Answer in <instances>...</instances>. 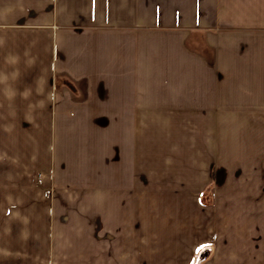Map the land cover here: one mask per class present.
<instances>
[{
	"label": "crops",
	"instance_id": "1",
	"mask_svg": "<svg viewBox=\"0 0 264 264\" xmlns=\"http://www.w3.org/2000/svg\"><path fill=\"white\" fill-rule=\"evenodd\" d=\"M0 118L53 187L0 264H264V0H0Z\"/></svg>",
	"mask_w": 264,
	"mask_h": 264
},
{
	"label": "rangeland",
	"instance_id": "2",
	"mask_svg": "<svg viewBox=\"0 0 264 264\" xmlns=\"http://www.w3.org/2000/svg\"><path fill=\"white\" fill-rule=\"evenodd\" d=\"M45 120L46 118H0V233L20 231L26 223L24 230L31 229L39 236L47 223V217L43 216L45 213L40 215V212L44 209L46 200L52 201V184L42 187L40 173L36 178V185L27 187L32 180L29 170H34V164L37 163L31 158L32 152L40 153L43 141L48 142L44 138V132L51 128L52 118H48L47 125ZM53 142L49 138V144L45 146L51 147ZM48 175L51 177L52 172ZM23 180L26 183L24 195L20 194L21 188L14 184L19 185ZM31 190L34 192H30Z\"/></svg>",
	"mask_w": 264,
	"mask_h": 264
}]
</instances>
